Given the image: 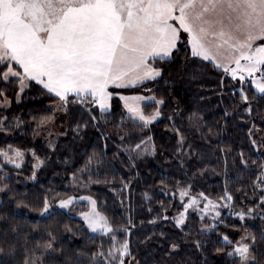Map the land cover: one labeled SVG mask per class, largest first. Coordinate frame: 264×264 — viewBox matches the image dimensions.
I'll list each match as a JSON object with an SVG mask.
<instances>
[{
    "label": "snow or ice",
    "instance_id": "6c2138e0",
    "mask_svg": "<svg viewBox=\"0 0 264 264\" xmlns=\"http://www.w3.org/2000/svg\"><path fill=\"white\" fill-rule=\"evenodd\" d=\"M181 53L185 59L199 58L202 63L207 62L221 71L223 76L219 83L222 88L225 87V78H229L228 94L235 101L233 110L242 109L251 116L253 104L264 100V0H0V85H4L0 87V107H7L10 103L6 94L8 85L16 86L17 100L25 90L37 87L41 95L50 97L52 102V107L47 109L52 114L41 116L37 127L54 124L56 114L62 113L74 121L75 126L70 123L69 127L79 135L90 124L99 130L101 121L108 123L115 115L114 102L119 101L128 114L127 118L141 130L161 119L168 120L171 130L178 136L176 151L182 153L186 137L176 127L180 109L174 108L173 114L166 115L164 109L169 105V97L160 95L158 98L154 90L146 86L148 83L159 84L164 79L165 65L177 60ZM141 88L153 94H123ZM143 102L154 105L150 112L145 111ZM232 114L225 109L222 119ZM120 117L121 122L114 125V134L123 142L130 138V134L122 131L125 112H120ZM187 119L190 126L198 131L201 129L203 117L197 112H190ZM7 121L8 117L0 116V132L11 130L5 127ZM20 123L17 120L15 126L19 127ZM254 129L255 124L248 129L249 138L259 151L264 148V138L259 144L251 139ZM211 131L209 128L208 132ZM147 144H152V151H155L152 137L145 135L135 144V149L140 150L137 154L148 151ZM142 145H145L143 149ZM48 148L55 151L51 141ZM28 151L36 160L30 178L36 179L35 170L45 161L35 149ZM0 156L6 163L21 168L25 150L8 144L6 148L0 147ZM240 157L241 163L247 166L243 152ZM91 159L89 157V162ZM259 168L261 171L256 174L253 188L259 190L260 195L258 202L252 203L260 212L257 213L255 207H242L234 213L240 221L258 215L264 220V162ZM7 188L8 185L4 184L0 191ZM199 195L207 201L201 211L214 210L213 220L218 221L204 224L203 234L218 228L224 220L218 219L221 212L216 210L217 203L204 193ZM186 196L188 191L180 189L181 200ZM75 199L73 196L59 199V207L68 208ZM80 199L88 200L91 205L89 212L80 213L86 228L91 233L106 235L110 240L109 248L105 250L102 242L91 253L89 264H140L126 238L130 229L127 226L114 227L107 216L96 210V201L90 196ZM218 200L227 202L219 207H228L233 196L225 190ZM196 203L193 197L183 205L184 211L178 216L160 218L172 220V226L182 231L186 227L187 208ZM21 205L30 208V204L23 200L16 206L20 208ZM51 208L52 203L45 195L38 211L44 216ZM131 223L129 219L128 224ZM65 228L72 231L67 225ZM119 233L125 238L119 240ZM244 233L239 239H232L227 233L218 232L223 246L216 247L215 251L238 258L235 264H258L253 254L257 238L247 229ZM160 235L166 236L164 232ZM47 237L36 241L34 249H26L23 264H45L46 253L63 251L55 246L57 237L51 231ZM260 238L264 240V231ZM192 243L198 251L206 247L200 239ZM179 248V243L170 242V253Z\"/></svg>",
    "mask_w": 264,
    "mask_h": 264
},
{
    "label": "trees",
    "instance_id": "16d2710c",
    "mask_svg": "<svg viewBox=\"0 0 264 264\" xmlns=\"http://www.w3.org/2000/svg\"><path fill=\"white\" fill-rule=\"evenodd\" d=\"M165 67L164 79L159 84L146 86L152 88L158 98L160 95L169 97V105L164 109L166 115L173 114L174 108L180 109L176 127L186 137L182 153L176 151L178 136L171 130L168 120L161 119L141 130L127 118L119 101L114 102V117H110L108 123L101 121L99 130L90 124L75 135L69 127L70 123L75 126L74 121L66 118L64 133L49 140L55 145L53 151L48 148L49 142L38 139L37 127L41 116L52 114L47 111L52 106L50 97L41 95L37 87L26 90L19 100L11 94L12 104L0 108V116L8 117L5 127L11 129L0 133V147L11 144L22 150L35 149L45 163L35 170L36 179H31L33 158L30 155L21 168L7 165L0 157L3 166L0 167V177H3L0 187L8 185L0 191V248L3 249L0 264H23L26 249H34L36 241L47 239L49 231L57 237V249L63 251L46 253L45 264H89L91 253L102 242L105 250L109 248V237L91 233L75 208L52 207L44 216L38 211L45 195L53 206V201L85 192L95 199L98 211L107 216L114 227L130 229L126 238L140 264H235L238 258L215 251L216 247L223 246L217 233H227L230 238L237 239L244 234V229L256 236L253 254L258 264H264V240L260 238L264 220L258 215L240 221L234 215L245 206L255 207L257 213L260 212L252 203L258 202L260 195L253 183L261 171L259 165L264 162V148L258 151L251 144L248 129L256 125L251 139L259 144L264 138V100L254 103V111L248 116L242 109L233 110L235 101L228 94L229 78H225L222 88L219 81L223 73L211 64L202 63L199 58L185 59L181 53ZM152 107L154 105L147 104L145 111L150 112ZM225 109L233 114L222 119ZM120 112H125L122 131L130 134L123 142L114 134V125L121 122ZM190 112L203 117L199 131L188 122ZM17 120L21 121L19 127L15 126ZM145 135L152 137L155 151L137 154L139 150L135 149V144ZM241 152L248 161L247 166L241 163ZM89 157H92L91 162ZM77 184L78 187H74ZM177 188L204 193L220 205L227 203L218 200L227 190L233 201L228 207H220L218 219H223L224 224L201 234L203 225L212 222L201 220L196 214L186 219L182 231L172 226V220L161 219L179 213L182 202L176 196ZM21 200L28 202L30 208L23 205L17 208ZM129 219L131 224H128ZM65 225L72 231H67ZM161 232L166 236L162 237ZM89 236L94 239L89 240ZM117 238L122 240L125 236L119 233ZM196 239L206 243L202 251L194 247L192 241ZM171 241L180 244L176 252L170 253ZM81 252L85 255H80Z\"/></svg>",
    "mask_w": 264,
    "mask_h": 264
},
{
    "label": "rangeland",
    "instance_id": "374dc122",
    "mask_svg": "<svg viewBox=\"0 0 264 264\" xmlns=\"http://www.w3.org/2000/svg\"><path fill=\"white\" fill-rule=\"evenodd\" d=\"M0 87H4V85H2V86H0ZM28 90V89H27ZM26 91V90H25ZM15 92H16V86H14V85H8L7 86V92H6V94H7V96H8V98H9V101H10V103H9V105L7 106V107H0V108H8L11 104H12V95L11 94H13L14 93V95H15ZM141 92V91H140ZM134 92V93H129V92H123V94L124 95H134V94H140V95H151V94H153V93H147V92H145L144 90H143V92ZM24 93V92H23ZM23 93H21V96L23 95ZM21 96H20V98H21ZM143 103H145L146 105L147 104H151L150 102H143ZM121 104H122V102H121ZM122 106H123V104H122ZM52 107V106H51ZM126 111V110H125ZM67 127V120H66V117H64L63 116V114L62 113H57L56 114V119H55V123L54 124H49L48 126H46V127H43V128H39L38 129V139L41 141V142H45V143H47V142H49V140L52 138V137H56V136H60V135H62L63 133H64V130H65V128ZM0 133H4V132H0ZM7 134V133H6ZM147 146V148H148V151H146L147 153L150 151V153H153V151H152V144H147L146 145ZM142 147V149L145 147V145H142L141 146ZM13 148H16V147H13ZM140 151V150H139ZM141 153H144V152H141ZM28 155H30L32 158H33V156H32V154H31V151H27V150H25V156H24V159L20 162L21 163V167L25 164V162H26V159H27V156ZM1 157V159L3 160V162L4 163H6L5 161H4V159H3V157L2 156H0ZM7 165H10V166H12V167H15L14 165H12V164H8V163H6ZM36 164V160L33 158V166ZM74 187H78V184L77 185H74ZM180 189H186L187 191H188V196H186V197H184V199L183 200H181V198H180ZM82 191V190H81ZM258 192H259V190H257ZM78 193H72L71 195H69V196H73V197H76L77 199H75L74 201H73V203L71 204V205H69V207L68 208H65L64 210H69V209H72V208H75L76 210H77V214L82 218V216L80 215V213L81 212H89L90 210H91V205H90V203H89V201L88 200H86V199H80V198H82V197H91L92 199H94L89 193H87V192H85V193H81V194H78ZM200 194V193H199ZM199 194H196V193H194V192H192V191H190V189L189 188H177V194H176V196L178 197V199L180 200V202H182V207H181V209H180V211L179 212H181V211H184V207H183V205H185V204H188L189 203V201L194 197L196 200H197V203L195 204V205H193V206H191V207H188L187 208V211H186V217L188 218L190 215H192V214H196V215H198L199 217H202V216H204V219H207V220H209V221H211L212 223H215L216 221H214L213 220V216L215 215V211L214 210H211V209H209V210H207V212L205 213V212H202L201 210L202 209H204V206H205V204L207 203V201L206 200H204L203 199V197H201ZM68 197V196H67ZM66 197V198H67ZM208 197V196H207ZM66 198H64V199H66ZM209 198V197H208ZM209 199H211V198H209ZM95 200V199H94ZM211 200H213V199H211ZM59 201V200H58ZM58 201L57 202H54L53 201V206L52 207H58V208H60L59 207V203H58ZM213 201H215V200H213ZM216 203H217V205H218V208L216 209V210H219L220 212H221V208L219 207V205H220V202H218V201H215ZM222 208H224V207H222ZM60 209H62V208H60ZM96 210L98 211V209H97V207H96ZM178 214L179 213H177L176 214V216H178ZM175 216V217H176ZM83 219V218H82ZM93 234H100V233H93ZM245 234V233H244ZM237 239H239V238H237Z\"/></svg>",
    "mask_w": 264,
    "mask_h": 264
}]
</instances>
